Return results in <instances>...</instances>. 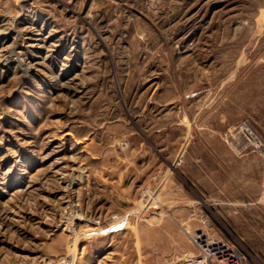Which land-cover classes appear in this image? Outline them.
I'll return each instance as SVG.
<instances>
[{"label": "rangeland", "instance_id": "rangeland-1", "mask_svg": "<svg viewBox=\"0 0 264 264\" xmlns=\"http://www.w3.org/2000/svg\"><path fill=\"white\" fill-rule=\"evenodd\" d=\"M199 231L264 264V0H0V264Z\"/></svg>", "mask_w": 264, "mask_h": 264}, {"label": "built area", "instance_id": "built-area-1", "mask_svg": "<svg viewBox=\"0 0 264 264\" xmlns=\"http://www.w3.org/2000/svg\"><path fill=\"white\" fill-rule=\"evenodd\" d=\"M250 135L252 133L249 132ZM192 238L200 249V254L190 259V264H209L215 259L224 264H245L243 255L228 242L212 239L204 231L191 233Z\"/></svg>", "mask_w": 264, "mask_h": 264}, {"label": "bare ground", "instance_id": "bare-ground-1", "mask_svg": "<svg viewBox=\"0 0 264 264\" xmlns=\"http://www.w3.org/2000/svg\"><path fill=\"white\" fill-rule=\"evenodd\" d=\"M35 37V36H34ZM37 38V37H36ZM40 43V42H39ZM34 44V43H33ZM40 45V44H39ZM15 48V47H14ZM7 62V61H6ZM8 62H9V60H8ZM11 63V62H10ZM25 63V62H24ZM30 66V65H29ZM32 66V65H31ZM34 67V66H33ZM28 69H29V67H28ZM81 82V81H80ZM75 87V86H74ZM256 139V138H255Z\"/></svg>", "mask_w": 264, "mask_h": 264}]
</instances>
